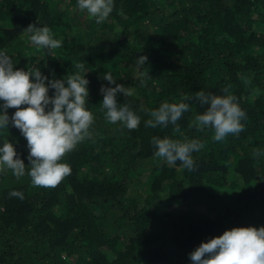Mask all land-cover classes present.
Listing matches in <instances>:
<instances>
[{
	"label": "trees",
	"instance_id": "16d2710c",
	"mask_svg": "<svg viewBox=\"0 0 264 264\" xmlns=\"http://www.w3.org/2000/svg\"><path fill=\"white\" fill-rule=\"evenodd\" d=\"M113 4L97 24L77 0H0V51L14 70L61 79L83 75V64L94 90L90 135L63 157L71 174L58 186H33L27 168L20 179L0 168V264H191L190 253L225 231L264 226V0ZM30 24L47 26L62 46L32 45ZM106 73L134 88L117 103L140 116L137 129L106 121L101 87L116 86ZM225 89L246 112L244 130L215 142L212 129L192 126L207 109L195 94ZM185 96L190 110L176 126H145L150 111ZM153 137L203 143L194 170L155 158ZM0 140L30 167L18 129L0 130ZM14 190L24 198L10 197Z\"/></svg>",
	"mask_w": 264,
	"mask_h": 264
},
{
	"label": "clouds",
	"instance_id": "9594fccd",
	"mask_svg": "<svg viewBox=\"0 0 264 264\" xmlns=\"http://www.w3.org/2000/svg\"><path fill=\"white\" fill-rule=\"evenodd\" d=\"M77 7L95 20L105 22L113 11V0H77ZM30 43L45 50H55L62 42L53 38L47 26L30 24L24 29ZM147 57L141 56L136 62L145 65ZM12 56L0 51V130L12 127L19 130L27 141L28 161L25 167L16 151L15 144L0 140V168L12 171L17 179L26 174L33 186L55 188L71 174V167L61 162L81 141L90 135L94 123L92 112L87 110L86 102L94 92L88 87L86 69L80 65L81 74L67 75L61 79H49L41 70L33 67L31 71L14 70ZM103 79L115 87H101L102 107L105 119L110 124L120 123L129 130L137 129L141 118L124 103H117V94L131 97L134 88L116 84V79L106 73ZM50 90L52 95H49ZM190 98L185 96L179 103L163 102L150 111L151 117L145 126H176L182 114L190 110ZM201 106L207 105L203 114L195 116L193 122L197 130L212 129L215 142H221L229 135H238L244 130L242 121L246 112L239 106L237 98L228 94L217 96L203 90L195 94ZM26 106V107H21ZM8 109H16L11 118ZM151 144L156 149L154 157L168 165L179 161L189 172L195 168L192 154L203 149L198 140L181 142L168 137H153ZM259 155V153H257ZM10 197L23 199L20 191H11ZM191 264H264V226L237 227L225 231L221 236L202 243L189 254Z\"/></svg>",
	"mask_w": 264,
	"mask_h": 264
}]
</instances>
